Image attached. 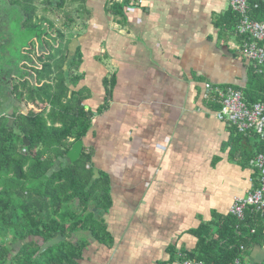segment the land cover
<instances>
[{"label": "crops", "instance_id": "1", "mask_svg": "<svg viewBox=\"0 0 264 264\" xmlns=\"http://www.w3.org/2000/svg\"><path fill=\"white\" fill-rule=\"evenodd\" d=\"M77 1L81 27L64 36L68 58L80 50L81 79L69 89L83 91L92 114L81 154L110 202L96 213L109 240H87L79 264H179L202 255L201 239L223 245L233 198L254 188L244 159L260 143L241 141L232 161L231 128L215 117L210 89L243 91L258 68L239 51L228 1L116 0L126 1L123 18L107 13L109 0ZM16 110L38 112L15 102L0 117ZM241 246L242 264H264V229Z\"/></svg>", "mask_w": 264, "mask_h": 264}, {"label": "trees", "instance_id": "2", "mask_svg": "<svg viewBox=\"0 0 264 264\" xmlns=\"http://www.w3.org/2000/svg\"><path fill=\"white\" fill-rule=\"evenodd\" d=\"M10 4L18 5L21 11H12L17 16L18 37L14 30L12 41L3 48L5 52L0 51V83L7 72L25 59V52L33 54L35 46L42 51L37 57L40 70L29 66V70H21V73L18 68L10 79L14 104H29L38 112L29 111L24 115L15 111L12 121L0 117V264H79L87 240L103 244L109 240L96 213L110 203L106 184L100 179L94 180L93 171L86 169L88 155L82 153L73 165L56 163L90 128L92 114L82 105L83 91L70 93L69 89L81 79L78 73L81 53L77 48L74 56L68 58L70 39L65 41L62 29L56 30L53 23L46 20L47 29L42 24L32 23L36 15L33 0H11ZM47 4L53 7V2ZM125 4L126 1L120 5L109 0L106 11L115 18H123ZM63 5L64 0H58L56 10L61 11ZM232 15L234 29L237 17ZM249 15L264 21V1L251 0ZM74 25L70 22L64 27L70 29ZM48 29L55 31L53 38L46 34ZM0 39L5 42L6 36L0 34ZM29 71L35 76L34 84L28 79ZM249 78L248 87L241 90L245 102L264 103V67L258 66ZM230 128L235 146L230 152L232 161L240 154L241 141L256 137L260 142L244 159L247 163L252 161L253 166L254 157L264 152V142L255 134H240L234 127ZM55 167L58 168L54 170ZM257 177L254 168V187ZM70 203L72 209L68 207ZM224 224L228 227L223 229L226 239L223 245H219L217 238L210 237L208 242L201 239L202 255L199 252L184 254L179 264L184 259L204 264H231L239 257L240 245L259 240V233L264 229V211L259 213L248 207L242 222L229 215ZM58 232L64 239L41 251Z\"/></svg>", "mask_w": 264, "mask_h": 264}, {"label": "built area", "instance_id": "3", "mask_svg": "<svg viewBox=\"0 0 264 264\" xmlns=\"http://www.w3.org/2000/svg\"><path fill=\"white\" fill-rule=\"evenodd\" d=\"M231 12L236 15L233 34L242 41L239 49L242 56L256 66L264 67V21L252 19L249 15L251 0H227ZM262 2L264 0H252ZM219 103L215 113L218 121L234 127L240 134H255L264 142V103L247 104L243 94L235 89H210ZM253 167L258 172L257 185L245 197H234L228 214L242 222L246 208L252 207L255 212L264 211V152L257 154ZM253 232V231H251ZM242 250L243 247L241 246ZM180 264H203L183 260ZM232 264H242L235 258Z\"/></svg>", "mask_w": 264, "mask_h": 264}, {"label": "rangeland", "instance_id": "4", "mask_svg": "<svg viewBox=\"0 0 264 264\" xmlns=\"http://www.w3.org/2000/svg\"><path fill=\"white\" fill-rule=\"evenodd\" d=\"M9 1L11 0H0V9L6 10V13L9 14L7 19H4V20L0 19V34H4L6 36L5 42L0 39V51L2 50V53L5 52L3 48L12 41L13 33H14V30L16 29L17 16H15L12 13V11L19 10L18 5L14 6L12 4H9ZM50 1L53 2V7H50L47 4V2H50ZM56 2L57 0H33V6L36 8V15H35V18L32 20V23L35 24L37 22L38 24H42V26L45 27L44 22H42L43 19H45L46 21L52 22L56 30L62 29L63 33L67 32V29L64 26L70 24V23L65 24L68 21H71L72 23L76 24L77 25V26L75 25L76 28L79 27L80 26L79 23L83 21V17H82L83 14L80 16V12H79L80 7L77 6L75 3H80V2L77 0L73 2H71L70 0H64L62 11L56 10L55 8ZM43 9H45L46 12H43ZM66 11L68 12V15H69L68 19L64 16V13H66ZM6 13H2V15L6 16ZM80 18L82 20L78 22ZM71 28H74V27L71 26ZM71 28L69 29V31H72ZM77 31L78 30H73L72 34H77ZM15 33H16V36L18 37L16 30H15ZM54 33L55 31H52V32L48 31V34H49L48 36L51 38L52 36H54ZM21 36L25 37L24 34L22 33H21ZM14 44L18 45L19 43L14 42ZM41 49H42L41 47L36 46V48H34L33 54L25 52L27 53V54H24L25 59H21L18 62V65L16 67H14L11 71L5 74L6 75L5 79H3V81L1 82V87H0V112L1 110H4L5 108H7V110H10L11 104L14 103L13 98L10 93L11 92L10 79L17 74L16 72L18 68H19V71L21 72V70H24V71L29 70V66L39 67L40 65L37 61V57L41 54V51H42ZM27 56L30 57V61H28L29 58ZM28 79L31 81V83L33 82V76L30 71L28 73ZM6 112L8 113L9 111H6ZM16 113H18L17 110H16ZM63 160L64 159L62 158L58 160L56 163L60 161L63 164V166H65ZM57 168L58 167H55L53 169L56 170ZM68 207L72 209L73 208L72 203L68 204Z\"/></svg>", "mask_w": 264, "mask_h": 264}, {"label": "water", "instance_id": "5", "mask_svg": "<svg viewBox=\"0 0 264 264\" xmlns=\"http://www.w3.org/2000/svg\"><path fill=\"white\" fill-rule=\"evenodd\" d=\"M77 46V40H72L71 44H70V50H72V52H75V48ZM23 141L25 142L26 145H28V142L25 141V139H23ZM82 148H83V144L82 141H76L71 148L68 150V152L66 153L65 157L63 158V162L64 164H70L73 165L81 156V152H82ZM95 172V171H94ZM96 173V172H95ZM64 238L61 236V234L58 232L56 238H54L53 240L45 243L43 245V247L41 248V251H43L44 249H46L47 247L51 246V245H55L57 243H59L60 241H62Z\"/></svg>", "mask_w": 264, "mask_h": 264}, {"label": "flooded vegetation", "instance_id": "6", "mask_svg": "<svg viewBox=\"0 0 264 264\" xmlns=\"http://www.w3.org/2000/svg\"><path fill=\"white\" fill-rule=\"evenodd\" d=\"M50 2H51V1H50ZM115 2H116V0H115ZM47 3H48V2H47ZM116 3H117V2H116ZM9 4H10V1H9ZM122 4H124V2H123ZM6 7H7V6H6ZM6 7H5V8H6ZM62 9H63V8H62ZM123 9H124V5H123ZM43 10H44V9H43ZM3 11H4V12H3ZM43 12H44V11H43ZM45 12H46V10H45ZM2 13H6V10H2V9H0V14H1V15H0V19H1V20L7 19L8 16H9V14L6 13V16H3ZM42 22H44V26H45L44 29H47V28H48V23H45V19H43ZM48 22H50V21H48ZM51 23H52V22H51ZM68 23H69V22H67V23H65V24H68ZM48 31H49V32H52V31H50L49 29H48ZM48 31L46 32L47 35H49V34H48ZM53 37H54V36H52L51 38H53ZM49 38H50V37H49ZM0 87H1V83H0ZM64 157H65V156H64Z\"/></svg>", "mask_w": 264, "mask_h": 264}]
</instances>
